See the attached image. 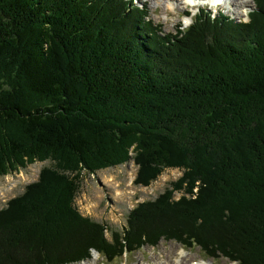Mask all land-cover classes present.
I'll return each mask as SVG.
<instances>
[{"label": "trees", "instance_id": "1", "mask_svg": "<svg viewBox=\"0 0 264 264\" xmlns=\"http://www.w3.org/2000/svg\"><path fill=\"white\" fill-rule=\"evenodd\" d=\"M253 2L246 20L199 10L164 33L135 0H0V176L50 163L0 210V264L93 251L110 264L160 240L264 264V0ZM130 160L136 186L181 176L107 239L72 207L80 176Z\"/></svg>", "mask_w": 264, "mask_h": 264}, {"label": "rangeland", "instance_id": "2", "mask_svg": "<svg viewBox=\"0 0 264 264\" xmlns=\"http://www.w3.org/2000/svg\"><path fill=\"white\" fill-rule=\"evenodd\" d=\"M142 5L149 16V20L160 25L164 33H173L179 26L177 14L189 12L184 6L183 0H135ZM246 7H238V13L220 8L223 15L238 22L246 20V14L254 7L253 0H248ZM172 3L175 12H170L166 5ZM211 11L208 7L203 10ZM243 9H246L243 10ZM193 11L198 9L193 8ZM50 166L48 161L36 162L20 169L17 172L0 176V210L5 208L7 203L21 195L27 185L38 181L43 168ZM137 166L133 161L124 165L108 168L87 174L83 172L80 176V184L72 207L82 218L96 222L104 226L105 237L110 238L112 232L120 233L126 228L127 218L138 204L152 201L162 194L171 182L176 181L181 172L176 169L164 170L148 187L136 186L134 179ZM179 194L174 193L173 199ZM1 241V240H0ZM167 256V257H166ZM181 256H186L188 264H231L224 258H206L197 247L185 249L174 241L160 240L155 247L144 246L138 251L122 257L110 264H173ZM189 257V258H188ZM200 261V262H199ZM190 262V263H189ZM77 264H108L96 252H92L90 258ZM233 264V263H232Z\"/></svg>", "mask_w": 264, "mask_h": 264}, {"label": "clouds", "instance_id": "3", "mask_svg": "<svg viewBox=\"0 0 264 264\" xmlns=\"http://www.w3.org/2000/svg\"><path fill=\"white\" fill-rule=\"evenodd\" d=\"M183 3L184 6L188 9L189 14H177L179 19L180 31L188 30L195 23V17L198 15V11H193V8H195L196 6V0H183ZM166 7L170 12H175V6L172 3H168Z\"/></svg>", "mask_w": 264, "mask_h": 264}, {"label": "bare ground", "instance_id": "4", "mask_svg": "<svg viewBox=\"0 0 264 264\" xmlns=\"http://www.w3.org/2000/svg\"><path fill=\"white\" fill-rule=\"evenodd\" d=\"M158 1V0H156ZM201 0H196V3ZM249 1L248 0H222L221 3V8H225L226 10L232 11V13L237 12L238 13V7H246L248 5ZM228 17V16H227ZM167 257V256H166ZM186 256H181L177 261H175L173 264H188L186 262ZM189 258V257H188ZM200 262V261H199ZM190 263V262H189ZM200 264V263H199ZM201 264H206V263H201ZM232 264V263H231Z\"/></svg>", "mask_w": 264, "mask_h": 264}]
</instances>
